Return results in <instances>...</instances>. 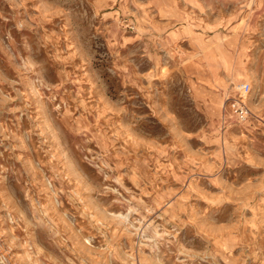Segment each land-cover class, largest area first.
<instances>
[{"label": "rangeland", "instance_id": "374dc122", "mask_svg": "<svg viewBox=\"0 0 264 264\" xmlns=\"http://www.w3.org/2000/svg\"><path fill=\"white\" fill-rule=\"evenodd\" d=\"M0 264H264V0H0Z\"/></svg>", "mask_w": 264, "mask_h": 264}, {"label": "built area", "instance_id": "2783aa9c", "mask_svg": "<svg viewBox=\"0 0 264 264\" xmlns=\"http://www.w3.org/2000/svg\"><path fill=\"white\" fill-rule=\"evenodd\" d=\"M249 83L248 82H241L239 84V97L236 100H232V106L234 110L238 112L240 118H244L248 113V108L246 106V100H244L243 95L245 92L249 90Z\"/></svg>", "mask_w": 264, "mask_h": 264}]
</instances>
